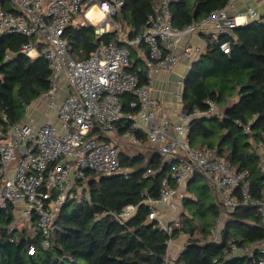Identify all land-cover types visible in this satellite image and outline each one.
<instances>
[{
	"label": "built area",
	"instance_id": "2783aa9c",
	"mask_svg": "<svg viewBox=\"0 0 264 264\" xmlns=\"http://www.w3.org/2000/svg\"><path fill=\"white\" fill-rule=\"evenodd\" d=\"M174 1L153 3L145 28L137 32L126 20L115 19L124 0H0V37L10 33L28 36L30 40L21 52L29 57L41 55L48 61L50 86L40 97L48 108L56 110L58 119L57 123H37L32 118L16 122L0 112V211L9 209L13 216L0 224V238L7 229L14 242L26 228L37 240L28 246V253L35 254L37 244L50 248L61 209L68 203H91L93 175L128 177L133 169L122 166L125 146L157 151L162 163L170 167L160 182L159 196L153 197L143 188L140 203L125 205L120 211L104 210L94 219L112 216L125 224L136 215L139 204H144L149 222H156L170 235L177 231L178 237L188 241L191 235L183 228L181 217L163 218L160 206L172 204L182 186L196 174L204 176L221 205L218 221L237 209L239 197L264 218V186L261 196L254 197L248 170L237 171L217 157L214 149L193 147L189 142L193 117L216 114L223 118L219 105L209 101L207 110L187 113L176 107L171 111L154 96L156 73L171 71L183 59L190 64L202 59L211 41L229 53L231 41L226 36L233 35L237 26L260 20L261 0H252L254 4L244 11L235 10V0H227L224 7L181 28L173 24ZM94 5L104 14L97 22L89 15ZM81 13L85 20L78 26L94 25L98 35L114 30L115 37L108 42L101 40L87 58L75 59L64 34ZM197 34L201 41L193 44L191 37ZM142 43L148 53L138 51L141 64L130 70L132 48H140ZM12 55L8 52L6 58ZM144 69L147 72L142 76ZM178 83L180 88L174 95L182 101L184 79ZM127 93L133 99L125 105ZM243 131L250 134V126H244ZM254 145L261 157L259 171L264 175V141ZM152 172L148 168L145 175ZM211 232L221 241L217 225ZM174 240H166L168 253L163 264H174L178 257L169 252ZM224 252L264 264V238L242 245L236 238H228Z\"/></svg>",
	"mask_w": 264,
	"mask_h": 264
},
{
	"label": "trees",
	"instance_id": "16d2710c",
	"mask_svg": "<svg viewBox=\"0 0 264 264\" xmlns=\"http://www.w3.org/2000/svg\"><path fill=\"white\" fill-rule=\"evenodd\" d=\"M124 1L115 19L126 20L137 32L143 31L157 0ZM226 2L175 0L171 4L173 24L184 27L224 7ZM66 30L68 51L75 59L87 58L101 40L108 42L115 37L114 30L98 35L94 25L70 24ZM226 38L231 41L229 53L211 41L202 59L192 63L185 77L184 111L207 110L209 101H214L225 113L223 118L216 114L193 117L189 142L193 147L214 149L217 157L227 160L237 171L248 170L252 194L258 197L262 194L264 175L259 171L261 157L254 142L264 141V13L258 21L237 26L233 35ZM29 40L19 33L0 37V112H6L16 122L24 118L26 108L50 86L48 61L41 55L29 57L21 52ZM140 46L146 47L143 43ZM8 52L13 54L10 59L6 58ZM132 62L130 70L141 64L133 48ZM146 72L144 69L141 75ZM236 96L238 99L232 101ZM131 99V94H125V105ZM246 125L251 128L250 134L243 131ZM121 163L124 168L133 169L128 177L93 175L91 203H68L61 209L50 248L37 244L36 253L30 254L28 246L37 240L26 228L14 242L10 241L9 231L3 229L0 264H163L168 253L166 240L176 239L178 233L170 235L156 222H149L144 204H139L136 215L125 224L112 216L94 219L104 210L120 211L125 205L140 203L143 188L158 197L160 182L170 170L157 151L148 156L143 151L134 156L121 151ZM148 168L153 172L145 175ZM200 180L204 183H196ZM189 189L194 197L184 198L181 221L191 236L174 264H256L255 258L229 257L224 252L228 238H236L241 245L264 238V218L256 208L239 197L240 205L225 219L221 241H216L211 229L222 214L219 201L203 175H194ZM11 217L9 209L1 210L0 224Z\"/></svg>",
	"mask_w": 264,
	"mask_h": 264
},
{
	"label": "crops",
	"instance_id": "0c3cea01",
	"mask_svg": "<svg viewBox=\"0 0 264 264\" xmlns=\"http://www.w3.org/2000/svg\"><path fill=\"white\" fill-rule=\"evenodd\" d=\"M252 4H254V2L252 1V0H235V10H239V11H244V10H246L247 9V7L248 6H250V5H252ZM259 10H260V12L263 14L264 13V0H261V3H260V6H259ZM98 16L99 17H102L101 15H100V13L98 12ZM75 17H77V16H75ZM75 17H74V19H75ZM98 17V18H99ZM93 19H97V18H93ZM79 23V22H78ZM71 24H73V25H75V26H78V25H76V24H74L73 22L71 23ZM201 41V36L199 35V34H197V35H194V36H192L191 37V42L194 44V43H198V42H200ZM135 51H136V53H138V51H140V50H143V51H145L146 52V47L145 48H143V47H141L140 46V48H138V47H134L133 48ZM179 63H183V64H189L190 65V69H191V65L192 64H190L189 63V61L187 60V59H183V60H181ZM190 71V70H189ZM170 72L171 71H165V70H162V71H160V72H158V73H156L155 74V80H154V96L158 99V100H160V101H162V102H164V104L166 105V107L168 108V109H170L171 111L174 109V108H172L168 103L170 102L169 101V96H170V94H168L169 93V90H167V80H169V77H170ZM189 73V72H188ZM187 73V74H188ZM187 76V75H186ZM185 76V77H186ZM185 77H183V78H179L177 81H176V84L178 85V82H179V80H181V79H184L185 80ZM162 82H164V84H162ZM64 89H65V92L67 93L68 91H69V88H67V85H66V87H64ZM171 92V91H170ZM174 93V92H173ZM172 92H171V98L172 97H174L175 95L173 94ZM63 97V94L60 96V99ZM175 99H177L176 97H174ZM238 99V96H236V97H234L233 99H232V101H235V100H237ZM36 103H34V105H35ZM33 105V106H34ZM47 109H50V108H48V107H46ZM176 108V107H175ZM52 112H53V118L52 117H50V119H48L46 122H53V123H57L58 122V119H57V113H56V110L55 109H53L52 110ZM43 113H46V111H44ZM173 118H174V115H173ZM175 119V118H174ZM147 149H149L150 150V153L153 151L152 149H150V148H147ZM189 183H190V180L188 181V183L186 184V185H184V186H182V188L180 189L181 191H184L185 192V194L182 196V198L180 197V195H178V196H176V198L174 199V201L172 202V204H165L164 206H168V208L169 209H174V211H179V213L178 214H176L175 216H172V217H170L169 215H167V213L166 212H162L161 211V209H160V211H161V215H162V217L163 218H165V219H172V218H175V217H181V213L183 212V210H184V207H183V200H184V198L186 197V196H192V197H194V195L190 192V189H189ZM181 199H182V201H181ZM163 206V205H162ZM222 230V229H221ZM187 243H188V241H187V239L185 238V237H177L174 241H173V244L171 245V247H170V249H169V252H170V254H172V255H174V256H178L183 250H184V248L186 247V245H187ZM236 255H238V254H236ZM234 256V255H233Z\"/></svg>",
	"mask_w": 264,
	"mask_h": 264
},
{
	"label": "rangeland",
	"instance_id": "374dc122",
	"mask_svg": "<svg viewBox=\"0 0 264 264\" xmlns=\"http://www.w3.org/2000/svg\"><path fill=\"white\" fill-rule=\"evenodd\" d=\"M82 20H85L83 13H81V14H79V16L75 17V19H73L72 22L74 24H76V25H79L78 22H80ZM189 70H190V65L189 64H186L185 65L183 63H178V64H176L174 66V68L170 72L169 80H167L166 82L168 84L167 85V87H168L167 90H169V93L168 94H170V96H169V101L170 102L168 104L172 108H175V107H178L180 109L182 108V101L180 99H175L174 98L175 96L171 98V92L172 93L173 92L175 93V91H177L180 88L179 83L177 85L176 84V81L179 78L185 77L187 75V73L189 72ZM162 84H164V82H162ZM57 102H59V100H57ZM34 103H36V104L34 105ZM46 107H47V104L45 102V99L43 97H40L38 100H36L35 102H33L30 106H28L26 108V112H25V115H24V118L23 119H31L32 118L37 123H44V122H46L48 119H50V117L53 118V115H52L53 114V112H52L53 109H51V108L50 109H47ZM44 111H46V113H43ZM124 150L126 152H128V151H134L135 153H138L140 151H143V152H145V154L147 156L150 154V150L149 149H146V148L139 149V148H132L130 146H125L124 147ZM196 183L203 184L204 181L203 180H200V181H198ZM181 193L183 195L185 194L184 191H181ZM181 201H182V199H181ZM160 209H161L162 212H166L167 215H169L170 217L175 216L180 211V210L178 212L177 211H174V209H172V208L169 209L168 206H164V205L163 206H160ZM227 217L228 216H223L222 220L220 219L219 221H217V224L216 225L218 226V229L219 230H221L223 228L225 219Z\"/></svg>",
	"mask_w": 264,
	"mask_h": 264
},
{
	"label": "bare ground",
	"instance_id": "6f19581e",
	"mask_svg": "<svg viewBox=\"0 0 264 264\" xmlns=\"http://www.w3.org/2000/svg\"><path fill=\"white\" fill-rule=\"evenodd\" d=\"M98 12L100 13V15L102 17H99L98 15ZM90 17L93 19V18H97V19H93L95 22L99 21V20H102L103 18V13L99 10L98 6L97 5H94L92 7V10H90V13H89ZM99 17V18H98Z\"/></svg>",
	"mask_w": 264,
	"mask_h": 264
}]
</instances>
